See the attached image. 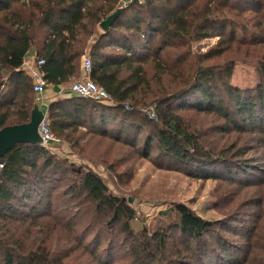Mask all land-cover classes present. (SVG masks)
Segmentation results:
<instances>
[{
    "label": "trees",
    "instance_id": "obj_1",
    "mask_svg": "<svg viewBox=\"0 0 264 264\" xmlns=\"http://www.w3.org/2000/svg\"><path fill=\"white\" fill-rule=\"evenodd\" d=\"M123 1L127 4L110 30L98 27ZM220 1L0 0V93L6 78L12 84V97L0 101V129L31 119L38 94L24 63L33 49L35 59L45 60L41 71L54 86L79 78L88 56L91 79L112 103L76 94L52 101L47 113L55 135L107 138L143 156L156 153L169 168L189 175L264 189V169L208 147L183 113L212 114L222 122L219 131L264 138V85L233 86L230 62L196 66L172 90L153 86L173 73L172 58L180 64L188 57L189 49L184 57L179 48L217 33L216 23L229 15L217 14ZM255 4L224 0L223 9L238 17ZM237 33L230 28V40ZM152 64L154 78L146 69ZM152 103L156 119L139 107ZM237 154L245 156L240 149ZM0 164V264H112L118 254L127 264H264V199L248 202L260 207L259 213L224 222L176 203L177 220L150 231L100 175L57 159L41 144H17ZM257 172L263 175L255 177ZM51 219L67 232V246L53 248L49 242L55 228ZM24 227L39 228L41 242L21 233Z\"/></svg>",
    "mask_w": 264,
    "mask_h": 264
},
{
    "label": "rangeland",
    "instance_id": "obj_2",
    "mask_svg": "<svg viewBox=\"0 0 264 264\" xmlns=\"http://www.w3.org/2000/svg\"><path fill=\"white\" fill-rule=\"evenodd\" d=\"M255 2V6L253 5L244 15L236 17L237 12L223 9L224 0H221V6L217 7V14L223 11L229 15L226 20L220 18L216 23L217 33L213 37L191 42L190 45L179 48V51H185L184 57L189 49L188 57L180 64L174 60L176 57L172 58L170 69L173 73H166L163 76L162 85L156 86L153 82V86L158 90H172L177 87L181 75L190 74L196 66L207 65L216 68L230 62H233L234 66L231 77L233 86L253 89L264 85L262 68L264 0H255ZM126 4L127 2L123 1L119 7H124ZM254 7L257 10L253 9ZM233 26L238 31L234 41L228 37L230 28ZM28 57L30 61L33 60L30 54ZM32 62L34 63L35 60ZM146 69L148 76L154 78V64L146 66ZM79 79L80 77L72 82ZM9 89L11 90L8 92ZM11 97L12 86L6 78V84L0 93V101ZM156 106L152 103L139 107L142 111L151 107L156 111ZM183 113L186 121L200 133L208 147L229 155L233 154V157L240 161L247 159L255 164L257 170L264 169L263 136L254 133L227 134L216 129L222 122L212 114H198L193 111ZM73 134L68 138L60 137V146L50 151L57 159L68 160L100 175L114 195L127 200L136 213L135 220L145 224L150 231L167 227L168 224L177 220V215L173 211L176 203L187 205L207 220L222 222L229 216L242 219L261 210L260 207L249 205L248 202L252 198L263 200L264 189L255 186L241 188L220 179L207 178L199 174L189 175L184 170L169 168V161L161 159L156 153L143 156L141 151L136 152L107 138L86 137L81 132ZM144 135H147L146 131ZM141 148L142 146L139 149ZM239 149L245 156H238ZM261 175L263 174L257 172L255 177H261ZM49 226H55L49 241L53 248L61 243L62 246H67L63 236V232H67L61 226L54 225L52 219L49 221ZM38 229L30 230L24 227L21 233H26L34 242H41V233ZM127 261L118 254L112 264H127Z\"/></svg>",
    "mask_w": 264,
    "mask_h": 264
},
{
    "label": "built area",
    "instance_id": "obj_3",
    "mask_svg": "<svg viewBox=\"0 0 264 264\" xmlns=\"http://www.w3.org/2000/svg\"><path fill=\"white\" fill-rule=\"evenodd\" d=\"M44 63V59H35V62L32 65H29V69L27 71L29 76L32 78L33 89L38 95H40L50 86L45 79L43 72L41 71V67ZM91 69V59L88 56H84L82 75L80 76L79 80L70 83V85L68 86V91L70 93L93 99L98 102L112 103L105 88L99 86L95 81L91 79ZM36 103H38L37 100ZM126 108L132 109L129 105H126ZM143 112L152 119L157 118L156 111L152 107L143 109ZM39 132L42 139L41 145L46 149L51 150L55 145H58L61 142L60 138L55 135V133L51 129L47 112H45L43 121L39 126ZM0 167H3V165L0 164Z\"/></svg>",
    "mask_w": 264,
    "mask_h": 264
},
{
    "label": "water",
    "instance_id": "obj_4",
    "mask_svg": "<svg viewBox=\"0 0 264 264\" xmlns=\"http://www.w3.org/2000/svg\"><path fill=\"white\" fill-rule=\"evenodd\" d=\"M124 7H118L114 12L107 16L101 23L100 28L107 32L120 16ZM45 112L38 103L31 113V119L27 123L8 125L0 129V159L8 151L20 143L41 144L39 126L43 121Z\"/></svg>",
    "mask_w": 264,
    "mask_h": 264
},
{
    "label": "crops",
    "instance_id": "obj_5",
    "mask_svg": "<svg viewBox=\"0 0 264 264\" xmlns=\"http://www.w3.org/2000/svg\"><path fill=\"white\" fill-rule=\"evenodd\" d=\"M33 56V57H32ZM30 57H32V61L35 60L36 57V50H32L30 52ZM29 57L26 58L25 63H24V69L27 72L29 69V65L33 64L32 61H30L31 59H28ZM72 83V81L70 82ZM70 83L61 85V86H54V85H50L44 92H42L40 95H37V102L39 104V106L41 107V109L44 110V112H47L48 110V106L52 101L55 100H61L65 97L71 96V95H75L74 93H70L68 91V86L70 85ZM11 84V83H10ZM12 86V84H11ZM11 89L8 90V92ZM9 98H6L5 100H8ZM60 145H55L53 148H57Z\"/></svg>",
    "mask_w": 264,
    "mask_h": 264
}]
</instances>
